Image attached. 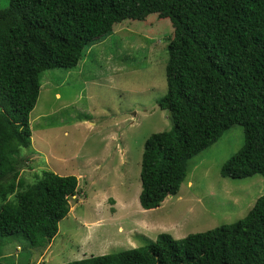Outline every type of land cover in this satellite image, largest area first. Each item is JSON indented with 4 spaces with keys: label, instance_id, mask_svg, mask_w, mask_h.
Returning <instances> with one entry per match:
<instances>
[{
    "label": "trees",
    "instance_id": "obj_1",
    "mask_svg": "<svg viewBox=\"0 0 264 264\" xmlns=\"http://www.w3.org/2000/svg\"><path fill=\"white\" fill-rule=\"evenodd\" d=\"M151 13L173 27L157 100L172 126L144 142L139 205L154 209L175 195L188 158L233 125L243 144L220 175L264 180V0H8L0 8V259L10 237L48 247L78 191L74 175L43 169L29 183L19 172L42 73L76 67L114 24ZM62 264H264V192L233 223L180 239L158 233L141 247Z\"/></svg>",
    "mask_w": 264,
    "mask_h": 264
},
{
    "label": "rangeland",
    "instance_id": "obj_2",
    "mask_svg": "<svg viewBox=\"0 0 264 264\" xmlns=\"http://www.w3.org/2000/svg\"><path fill=\"white\" fill-rule=\"evenodd\" d=\"M7 4L0 0V8ZM172 35L170 20L156 13L125 19L87 46L76 67L42 73L29 114L31 145L21 151L19 172L29 183L43 169L74 175L78 191L48 247L31 248L23 238L10 237L1 264H62L141 247L158 233L180 239L237 221L264 192L259 174L220 175L243 144L242 128L233 125L188 158L175 195L154 209L139 205L144 142L172 126L170 112L157 105L166 93Z\"/></svg>",
    "mask_w": 264,
    "mask_h": 264
},
{
    "label": "clouds",
    "instance_id": "obj_3",
    "mask_svg": "<svg viewBox=\"0 0 264 264\" xmlns=\"http://www.w3.org/2000/svg\"><path fill=\"white\" fill-rule=\"evenodd\" d=\"M78 179V178H77ZM78 190V189H77Z\"/></svg>",
    "mask_w": 264,
    "mask_h": 264
}]
</instances>
